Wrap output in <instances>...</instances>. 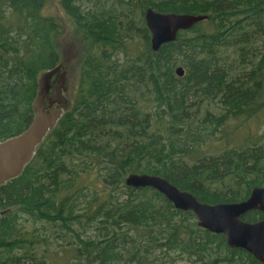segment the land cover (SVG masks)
Masks as SVG:
<instances>
[{
  "label": "trees",
  "instance_id": "trees-1",
  "mask_svg": "<svg viewBox=\"0 0 264 264\" xmlns=\"http://www.w3.org/2000/svg\"><path fill=\"white\" fill-rule=\"evenodd\" d=\"M48 1L0 0V141L29 126L41 73L60 65ZM60 4L87 55L72 105L0 186V264H260L126 177L155 173L211 204L264 186V0ZM148 7L209 18L155 51Z\"/></svg>",
  "mask_w": 264,
  "mask_h": 264
},
{
  "label": "water",
  "instance_id": "water-1",
  "mask_svg": "<svg viewBox=\"0 0 264 264\" xmlns=\"http://www.w3.org/2000/svg\"><path fill=\"white\" fill-rule=\"evenodd\" d=\"M209 18L207 14L162 12L148 7L145 20L151 32L152 48L157 51L165 43L175 41L181 31ZM57 67L43 71L39 77V92L34 102V118L29 126L19 134L0 141V186L20 176L34 156L39 144L56 126L64 111L65 97L61 86L50 93V87L58 79L51 77L59 70ZM176 72L184 75V68L178 66ZM48 98L47 104L45 99ZM57 106L50 109L54 104ZM64 107V108H63ZM126 184L135 188L152 187L163 193L177 209L193 211L198 225L208 231L225 236L231 248H242L264 264V218L250 222L243 215L251 210L264 213V186H254L249 197L238 202L211 204L198 199L193 193L183 190L167 178L148 172H133L126 177Z\"/></svg>",
  "mask_w": 264,
  "mask_h": 264
},
{
  "label": "rangeland",
  "instance_id": "rangeland-1",
  "mask_svg": "<svg viewBox=\"0 0 264 264\" xmlns=\"http://www.w3.org/2000/svg\"><path fill=\"white\" fill-rule=\"evenodd\" d=\"M46 12L54 16L60 23V31L55 34L53 40L59 54L60 68L52 75V81L58 79L50 87V93L61 86V95L65 97V105H72L76 91L80 83L83 62L87 55V37L79 29L68 14L61 7L60 0H49ZM55 87L54 90L52 88ZM64 108V107H63ZM179 261L178 264H183ZM171 264V263H170Z\"/></svg>",
  "mask_w": 264,
  "mask_h": 264
},
{
  "label": "flooded vegetation",
  "instance_id": "flooded-vegetation-1",
  "mask_svg": "<svg viewBox=\"0 0 264 264\" xmlns=\"http://www.w3.org/2000/svg\"><path fill=\"white\" fill-rule=\"evenodd\" d=\"M54 89H55V87L52 88V90H54ZM45 101H46L47 104L49 103L48 98H46ZM56 106H57V104L55 103L50 109L52 110V109H54Z\"/></svg>",
  "mask_w": 264,
  "mask_h": 264
}]
</instances>
